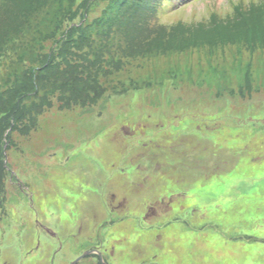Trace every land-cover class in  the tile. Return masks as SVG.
I'll use <instances>...</instances> for the list:
<instances>
[{
  "label": "rangeland",
  "instance_id": "obj_1",
  "mask_svg": "<svg viewBox=\"0 0 264 264\" xmlns=\"http://www.w3.org/2000/svg\"><path fill=\"white\" fill-rule=\"evenodd\" d=\"M160 2L146 19L125 12L110 42L114 63L90 70L77 103L25 89L32 120L15 114L0 151V263L71 264L108 220L100 230L109 240L107 264H264V22L260 11L235 27L222 20L238 4L258 10L264 0ZM106 4L90 1L87 33L101 30ZM0 16L3 28L16 22L2 7ZM54 27L27 39L52 45ZM248 31L251 43L243 39ZM19 36H0L8 38L0 102L20 77L12 73L31 65L32 47ZM156 185L175 197L152 220ZM93 212L105 219L94 221ZM78 226L85 238L70 235Z\"/></svg>",
  "mask_w": 264,
  "mask_h": 264
},
{
  "label": "trees",
  "instance_id": "obj_2",
  "mask_svg": "<svg viewBox=\"0 0 264 264\" xmlns=\"http://www.w3.org/2000/svg\"><path fill=\"white\" fill-rule=\"evenodd\" d=\"M90 1L92 0H82L80 3L82 13H78V10L74 9L76 0H54L52 2L55 6L50 7L46 5L38 8V16L32 23L31 17L24 12L22 4L19 1V12L14 15V18L16 19L14 25L9 26L8 28H3L6 25H0V36L2 34L7 35L8 31L13 35L21 33V36L16 37L17 41L21 42L27 48L32 47L30 56L31 65L28 66L29 69L27 70L25 67L20 73H12L13 75L20 77H18L17 81H15L12 86H9V101L0 102L3 106L0 107V151L2 145L4 146L5 143L10 141L7 137L6 130L11 128L10 125L16 120V118L14 119L15 114H18V116L24 114L29 118V122L32 120L31 113L35 104H29L25 101L27 95L30 94V91L24 92L26 88L45 90L42 95L48 97L50 93L53 94V96L56 95L54 97L58 102L59 100L65 101L67 99L72 101L77 98V93L82 92L83 87H81V85L86 81L85 77L90 73L91 69H96V67H98L105 72L106 69L103 68V66L111 67L110 64L114 63V60L111 58L113 51L110 50L107 39L100 34H97V45L92 46L94 38L85 33L84 30L87 25L83 24L84 21L78 26L72 28L68 27L67 21H73L76 18H79L82 21L86 17ZM110 1V3L115 6L114 0ZM121 2L122 0H120V3ZM124 3H126L125 0H123L122 5H125ZM129 3L131 6L130 11H127V18L139 19L140 14L143 13L144 18L146 19L148 16L146 13L151 9L148 0H128V5ZM241 13L242 12L240 11L236 12L232 20L230 19L226 21L227 25L235 27L238 19L242 15ZM255 16L258 17V15ZM250 17V15H247V18ZM125 18V13L112 18V22L118 23L120 26L119 34L123 29ZM260 19L264 22V11L261 12ZM98 21L101 23V19ZM51 22L55 26L54 36L57 37L54 44L48 45L46 43L47 41H44L43 38L35 40V42L33 40L32 43L27 39V36L29 35H33V37L41 35V29L44 28L47 23ZM78 30L81 33L80 37L77 33ZM258 32L261 34L264 33V27ZM157 33L163 34L166 37L173 36L172 32L169 35V33L164 32L162 29H158ZM253 38L254 36L250 31L245 32L243 35V39L246 42L252 41ZM7 42L8 38L0 37V56H3V53L7 51ZM20 50L25 51V49L24 47H20L18 52L15 53L16 57L19 56V60L22 57ZM87 53H89L91 57L89 55L84 56ZM118 54L121 58L130 56L120 52H118ZM89 88H97L96 82ZM68 91L72 94L66 98L65 94ZM74 94L75 96H72ZM62 107L63 106H58V109H61ZM4 139L6 140L3 141ZM2 156L4 157V155ZM0 167H2L1 162Z\"/></svg>",
  "mask_w": 264,
  "mask_h": 264
},
{
  "label": "flooded vegetation",
  "instance_id": "obj_3",
  "mask_svg": "<svg viewBox=\"0 0 264 264\" xmlns=\"http://www.w3.org/2000/svg\"><path fill=\"white\" fill-rule=\"evenodd\" d=\"M155 168H153V174H155L156 173V170H154ZM157 188H158V185H156V188H155V191H149L150 192V194L151 193H156L155 194V197H157V200H156V203H153V206L154 205H156L158 208L160 207V206H162L163 208H165V211H164V213H166V201H168V200H170L171 199V197L173 196L172 194H167V195H165V194H162L159 190H157ZM152 195V194H151ZM149 215H151V218H152V220H154L155 218H156V216L158 215V213L155 211V210H152V208H149ZM95 219H97V217L95 216V218H94V220ZM151 220V221H152ZM80 221H78L77 222V225H78V223H79ZM82 223H85L83 220H82ZM36 224L42 229V230H44L46 233H48V234H50L51 236H56L57 235V233H56V231H50V229H48V228H46L45 226H43L42 224H38V222H36ZM86 224V223H85ZM75 231L76 232H72V233H70V235L71 234H73V235H75L76 234V237L77 238H85L83 235H82V232H83V230L78 226L77 228H75ZM104 239V238H103ZM85 243H88V242H93L94 243V241H95V243L94 244H92L87 250V252H89L90 253V255L91 256H94V257H96L97 259L95 260V262H94V264H107V260L106 259H104V257H103V254H102V252L103 251H106V248L104 247L105 245H103V240H102V236L99 234V233H97V231H96V233H93V235L92 236H86V238H85ZM101 243V244H100ZM105 244H107V242L105 243ZM101 245L104 247V249H102L101 248ZM36 248H37V246H36ZM35 248V249H36ZM112 248V247H111ZM106 260V261H105ZM105 263H104V262ZM79 262H81V261H79ZM78 262V263H79ZM77 263V264H78ZM0 264H8L7 262H6V260H3L2 261V263H0Z\"/></svg>",
  "mask_w": 264,
  "mask_h": 264
},
{
  "label": "water",
  "instance_id": "obj_4",
  "mask_svg": "<svg viewBox=\"0 0 264 264\" xmlns=\"http://www.w3.org/2000/svg\"><path fill=\"white\" fill-rule=\"evenodd\" d=\"M78 260H79V258L77 260H75L72 264H75Z\"/></svg>",
  "mask_w": 264,
  "mask_h": 264
}]
</instances>
